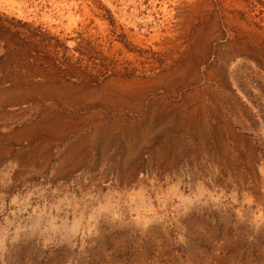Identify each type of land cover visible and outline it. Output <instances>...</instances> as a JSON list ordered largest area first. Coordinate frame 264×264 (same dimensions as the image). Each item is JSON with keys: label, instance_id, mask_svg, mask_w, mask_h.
I'll list each match as a JSON object with an SVG mask.
<instances>
[{"label": "rangeland", "instance_id": "1", "mask_svg": "<svg viewBox=\"0 0 264 264\" xmlns=\"http://www.w3.org/2000/svg\"><path fill=\"white\" fill-rule=\"evenodd\" d=\"M0 264H264V0H0Z\"/></svg>", "mask_w": 264, "mask_h": 264}, {"label": "trees", "instance_id": "2", "mask_svg": "<svg viewBox=\"0 0 264 264\" xmlns=\"http://www.w3.org/2000/svg\"><path fill=\"white\" fill-rule=\"evenodd\" d=\"M42 36L43 37L38 41L33 42V55L37 60H49L53 63H57V67L66 75L70 77H86L97 81L108 72L114 73L112 70L113 67H108V65L103 63L107 60L105 56L99 54L100 57L98 58L90 55L94 52V48L89 41L84 42V44L82 40L77 42L81 50H76L79 55L76 57L75 61H72L71 57L64 55V53L58 56L60 49L65 48V45L62 46L63 42H61V40L52 36H47L46 34H42ZM54 39L55 42H59L61 45L55 44V42L52 43ZM30 43H32V41ZM58 59L60 61H58ZM109 61L113 63L112 60Z\"/></svg>", "mask_w": 264, "mask_h": 264}]
</instances>
